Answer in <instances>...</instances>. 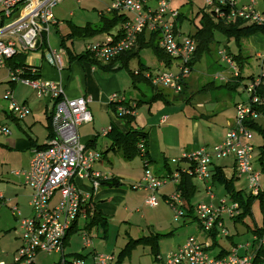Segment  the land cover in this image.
I'll return each mask as SVG.
<instances>
[{
    "label": "built area",
    "instance_id": "1",
    "mask_svg": "<svg viewBox=\"0 0 264 264\" xmlns=\"http://www.w3.org/2000/svg\"><path fill=\"white\" fill-rule=\"evenodd\" d=\"M63 0H0V70L7 69L6 60L17 53L40 52L39 58L56 69H63V57L48 45L49 27L56 24L52 9ZM80 1V0H75ZM170 0H155L154 6L148 0H115L111 2L108 11L126 12L131 20L125 25L122 36L114 40L112 36L93 41L85 46V50L101 61H107L119 56L135 46L137 37L143 31L157 35L159 48L176 61L172 71H161L152 77V85L162 87L175 95L186 91V82L191 72L189 64L195 51L196 43L188 35L175 32L178 13L169 8ZM244 1V3H242ZM208 6L214 8L220 17L228 20L241 19L247 23L264 24V16L255 9V0H208ZM43 47V49H42ZM223 62H226L232 76H236V67L228 58L225 51L219 52ZM8 70V69H7ZM20 71H10L11 82L21 81L31 87L38 99L47 100L52 106L50 114L53 136L46 142L45 148L32 152L28 169L23 172H14L22 175L24 183L31 192L30 207L32 215L21 219L17 228L20 246L16 250L13 263L34 264L33 258L38 253L59 255L56 264H85L86 257L82 255H66L64 252L65 237L71 226L84 218L81 207L90 201V195L81 191L78 184H89L93 191L109 180V175L94 169V165L101 159L100 153L87 148L80 140L77 129L81 125L91 122L88 110V101L84 97L68 99L64 97L63 88L56 84L40 79H31L19 76ZM35 73L34 70L30 72ZM264 76V75H263ZM225 81L223 77L219 78ZM264 82L256 80L245 88L248 97H252L251 104L237 103L234 107L235 118L232 127L226 132L224 139L211 149L200 148L194 152L183 153L181 157L191 162L193 180L208 184L211 180L212 164L214 161L234 159L235 172L238 177L245 178L248 194L257 197L262 189L261 174L252 166L254 149L250 144L251 130L244 126L246 120H256L260 115L255 110L259 97L254 88ZM7 101V110L14 117L24 119L30 110L23 104H18L7 91L4 95ZM126 102L123 98L112 96L110 102ZM132 109L119 107L118 111L134 115ZM253 108V109H251ZM167 116L161 118V123ZM111 128L103 131L107 135ZM9 130L0 126V135H8ZM140 153H144L142 144ZM176 184L179 176L173 174L171 178ZM157 178L148 169L139 184L140 189L147 195L144 204L149 208L157 207V192L165 183ZM209 198L213 195L210 187ZM58 201L51 204L55 194ZM175 216L180 215L179 205L181 196L175 193L169 200ZM167 202V203H168ZM13 211L17 212L16 209ZM197 220L205 233L214 228L227 236L219 219L223 216L235 219L240 215L237 203L222 200L218 206L211 203L200 204L196 207ZM263 239L257 240V246L263 244ZM83 248L89 250L91 242L85 241ZM247 249V247H245ZM247 251V250H246ZM255 251L239 255L230 250L225 256L212 257L208 253V245L199 243L194 237H189L176 251L169 253L162 264H253ZM91 254L92 264H112L113 256L97 253ZM86 255V256H87ZM0 264H4L0 262Z\"/></svg>",
    "mask_w": 264,
    "mask_h": 264
},
{
    "label": "rangeland",
    "instance_id": "2",
    "mask_svg": "<svg viewBox=\"0 0 264 264\" xmlns=\"http://www.w3.org/2000/svg\"><path fill=\"white\" fill-rule=\"evenodd\" d=\"M256 2L258 9L264 11V1L256 0ZM109 3V0H80L78 2L75 0H63L52 9L57 26L52 25L49 27V47L59 52L66 59L68 57L65 53L67 48L75 53L83 52L85 49L84 44L90 42V40L70 38L68 36L71 31L70 26L84 27L86 24H91L93 26L97 25L98 12L103 11ZM151 3H153V0H151ZM168 6L170 9L180 14V19L177 21L179 32L184 35H193L197 29L200 28L201 11L203 9H208V0H170ZM55 14L58 16H54ZM62 38L65 41L64 45L60 43ZM222 50L225 51V54L231 52L233 56H238L239 52H241L243 57H248L242 67V72L245 77L249 75L257 76L260 73L261 61L264 58L263 39L261 43H258L257 40L251 37L242 39L237 44L234 39L227 40L221 35L216 34L215 43L211 46V52L203 56L202 60L194 66L193 71L189 73L188 77L191 84L194 80V84L197 85L199 82H216V84L220 85L222 81L219 80V78L223 77L225 79V77L232 76L229 65L223 62L219 54ZM31 55H33L32 59L36 62L40 56V52H33ZM259 55L260 58H258ZM139 62L145 65L148 71L153 75L161 71H172L174 69V64L168 67L162 65L150 49L141 51L139 54ZM137 64V60L131 61L129 69L133 71L136 69ZM26 66L31 67V65ZM116 71L120 79L125 78L128 82L125 88L126 94L132 99L139 98L143 101L134 113V115L137 113V116L132 127H140L139 125H142V127H148L149 129V120L153 121L156 119L155 121L157 123L159 117L162 118L167 116L169 118L168 122H165L166 124L164 123V125L156 127L158 129L157 139L160 145L161 163L154 164V161L151 162L153 165L148 168L150 172H154L158 167H164L166 163L168 165L174 164V161L177 162L179 161L177 159L181 158L180 154L182 155L183 153H188V151H193V149H198L205 142L212 143L213 141H218L226 132L224 121L227 120L232 122L235 118L234 104L247 100V94L243 91L242 86L236 87L232 91H227L224 88L217 91L214 89L212 91L215 92L211 94L207 92H198L204 94L199 95L196 93L197 88L191 89L195 88V86L190 85L191 88L189 89L187 86L189 92L186 91L181 95H175L171 91L162 88L161 92L166 96V101L149 102L148 98H143L142 94H140L136 88H133L129 73L126 69ZM236 72H238V68ZM9 81H11V77L8 71L6 69L0 70V122L9 124L12 131H18L15 125H12L5 119L4 112L7 109V101H5L4 95L7 91H12V97L19 104H22V102L26 100V105L31 109L32 114L38 116L35 121H43L45 118L44 113L38 112L39 105H41L43 99H38L35 91L31 87L23 85L20 80L13 86L8 83ZM139 86H141L142 91H150L145 85ZM191 91L193 97H191ZM186 93H189L190 96H185ZM92 110L99 115L98 120L100 116L102 117V124L105 125L107 122L106 113H100L97 105H94ZM205 111L207 112L206 114ZM194 114L198 115V120L196 121L193 120ZM262 121L264 124V120ZM262 126L264 128V125ZM37 131L43 133L45 129L43 125L35 122L34 135L36 136ZM251 134L252 139L250 140V144L254 149L252 166L255 170L261 172L258 166L257 154L259 153L260 147L264 144V136L256 130H252ZM110 156L113 157L114 154H108L110 163L108 164V162L105 161L104 165L109 171L112 168V173L115 175L118 174L120 178L127 181L126 188H128L131 195L115 203L119 206V211L115 216L116 219L113 220L109 218L105 227L99 226L98 229L93 228L88 231L83 228L84 222L79 221V226L70 232L68 239L65 241L64 252L66 255L75 254L85 256L89 251V253L113 256L112 264H159V261H154L153 257L148 255V250L143 248L146 252L143 251L140 245L133 251L130 250V246L128 245L130 239L128 238L132 237V240H136L141 236L149 237V231L152 229L148 230L146 228V223L157 228L160 216L161 223L165 225L170 224L172 226L170 231L172 233L167 238L172 240L174 245L180 244L183 241L185 243L189 237H200L196 222L193 218L191 216L176 217L174 211L167 204L168 200L175 194L173 182L171 180H164L165 183L161 186V214H159L160 212L158 209H150L140 203L143 199V194L142 189L138 187L141 183L144 171H142L139 157H135L133 160L126 162L119 155H115L110 161ZM218 164L224 167L223 174L226 180H231L233 176H236L232 169L231 157L218 161ZM6 165H8L7 169L5 168ZM14 169L17 168L12 165L8 156L4 153H0V173L2 172L4 176L0 181L4 182L7 180L12 182L10 175L7 178L5 176L9 174L10 170ZM129 183L136 186V190H133ZM232 184L235 191H241V196L243 198L249 195L245 178L234 180ZM261 185L264 187L263 173L261 174ZM11 192L10 189H7V192H3L5 199L9 194L11 195ZM212 194L215 197L213 206H218L219 202L222 200L228 201L227 195L229 193L226 191L225 185L215 180L212 184ZM189 202V206L193 210L194 208L196 210V207L200 204H210L207 194L202 193L200 190L189 199ZM16 207L15 202L6 204V207L0 206V262L4 264L13 263L16 250L20 245L19 241L16 239L19 233L15 230V217L17 213L12 211V209ZM124 209H127L128 213L132 212V214H128L130 215L128 218L131 219L130 226L127 222H124L126 221L124 217L127 216V212H125ZM136 209H138L139 212H136ZM140 215L145 216L146 223L139 220ZM223 219V228L230 238L218 233L216 238L210 241L211 248L208 250L210 255H216L221 249L228 250L231 247V239L233 241V247L237 249L239 255H243L246 252L245 247L249 248L247 251L252 250L253 245L256 247L257 240L252 231L255 227H262V216L257 203L251 206V216H244L242 222H235L233 219H229L226 216H224ZM86 240L91 242V248L89 250L83 248V244ZM162 244H168V241H163ZM126 247L127 250H125ZM127 251L129 252L127 253ZM89 259L90 256L86 259L85 264H92ZM58 260L59 255H49L47 253H38L33 258L34 264H56Z\"/></svg>",
    "mask_w": 264,
    "mask_h": 264
},
{
    "label": "crops",
    "instance_id": "3",
    "mask_svg": "<svg viewBox=\"0 0 264 264\" xmlns=\"http://www.w3.org/2000/svg\"><path fill=\"white\" fill-rule=\"evenodd\" d=\"M110 3H111V1H110ZM110 3H109V5H110ZM154 3H155V0H153V3H151V0H148V4L150 6H154ZM109 5H107L103 11L98 12V19H99V16L101 15V12H105L106 9L109 7ZM52 15H53V13H52ZM54 16H58V15L55 14ZM54 20L56 21V19H54ZM55 25L57 26V23ZM263 37L264 36H262V35H255L252 37V39L257 40L258 43H261L262 39L264 40ZM89 40H90V42L85 43L84 47L86 46V44L92 43L94 40H97V39H89ZM31 54L32 53L27 54V57L25 59V63L27 65H34V66H37L40 68V72H39V76H40L39 79L40 80L51 82V83H56V84L60 85L63 88L64 97H66L68 99H75V98H79V97H84L87 99V101H88L87 107L89 108V112L91 114L92 120L90 123L85 124V125H81L80 127H78V129H77L78 136H79L81 142L85 146H87V144H91L90 147L87 146V148L94 150V151L101 154V159L98 163H96L94 165V169L99 171V172L108 174L110 179L111 178H117L118 180L123 182V185L118 187V188H111L107 185H102L95 191H93L91 185H89V184H78L77 187L81 191L86 192L90 195L91 203L94 205V207L96 209L100 210V212L107 218V221L109 220V218H112L113 220H115L116 219L115 216L117 215V213L119 211V206H117V204H115V203H117L118 200H122L123 198H128L131 194L129 193L128 188H126V182L127 181H125L123 178H120V176L118 174L115 175L114 173H112V168L109 171V169H107L106 166L104 165L105 161L108 162V164L110 163L109 157H108L109 153H113L114 156L119 155L122 159H123V156H122L120 151H117L116 149L113 150L111 148L112 147V140H111L109 134H107L106 136L103 135V131H105L109 127L110 128H112V127L116 128L122 134H125L129 131L127 123L124 120L117 118L111 112V110L109 108V101H110V98L112 96H117L118 98L122 97L123 100H125V101L136 100V99H132L131 97H129L125 92V88L127 87L128 82L126 81L125 78L120 79L119 74L116 73L117 71L106 72V71L101 70L98 67H94V66L90 65L87 62L70 61L68 58L66 59L61 55L63 57L64 68L63 69H56V68L48 65L44 60H42L40 58H38V60L35 62L32 59L33 55H31ZM77 54H79V53H77ZM258 58H260V55L258 56ZM218 76H220V75H218ZM226 79H225V81H222L221 82L222 84H220V85H218V84H216V82H214L215 83L214 87L224 86L227 83ZM8 83L11 86H13L16 82L9 81ZM209 83H211V82H205V83L199 82L197 85V84H194V80H193V82L191 84L189 81V77H188L187 82H186V91L189 92V90H187V86L189 89V88H191L190 87V85H191V86H195V88H191V89L197 88V90H196L197 94L204 95V94H200L203 92H200V93H198V92L201 90V88L204 85L209 84ZM137 90L140 94H142L143 98H146V99L148 98V100H149L152 96V93L149 90L142 91L141 87L138 88ZM217 90H219V89H216L215 91H217ZM215 91H211L208 94L214 93ZM9 92H11V94H12V91H9ZM191 93H192V91L190 92V94ZM188 95H189V93L185 94V96H188ZM191 97H193V93L191 94ZM185 98H187V97H185ZM137 100H138V98H137ZM26 103H27L26 100H24L22 102L23 105L28 107L26 105ZM50 105L51 104L49 101L43 100L41 105H39L40 107L38 106L39 107L38 112L44 113V115H45V118L43 121H41V120L35 121L36 117H38V116L32 114V111L29 107H28V109L30 110V114L24 119H18V118L16 119V117H14L6 109V111L4 112L5 119H7L9 121V123H11L12 125H15V127H16V129H18V131L17 130L12 131L10 129L11 126L9 124H6L4 122L3 123L0 122V126H3L4 128H7L9 130L8 135H0V151H3L0 153L6 154L9 158V161L12 162V165L17 168L14 170H10L9 174H6V176H5L7 178L10 175L12 182H9L7 180L4 182L0 181V206L6 207V204H10L11 202H15V205L17 207L13 208V209H16V211H17L16 217H15V222H16L15 230L16 231H17L20 220L24 219V218H29L32 215V210L30 207L31 192H30L29 188L24 183V177L21 174L15 175L14 172L15 171L16 172H23V171L28 169L29 162L32 158V152L34 150V148L31 147L30 139L32 141H34L37 145H44L49 140L47 130H46V119H47V117H49L50 110L52 109L51 108L52 106H50ZM94 105L98 106L100 113H104V112L106 113L107 122L105 125L102 124V117L100 116V119L98 120L99 115L97 113H95V111L92 110V107ZM136 110H135V112H136ZM206 113L207 112L205 111V114ZM136 114H135V120H136V116H137ZM193 117H194L193 118L194 121L198 120L197 114H194ZM13 118L15 120H13ZM155 120L156 119H154L153 121L149 120V122H148V124L150 125L149 129H148V127H142V125H139L140 127L136 126L137 128L134 127L137 130H143L144 132L147 133V136H148L147 142H149L148 160H150V162L154 161V164L155 163H161L160 145H159L158 139H157L158 129L156 127L164 125L165 122L167 123L169 118L167 117V120L164 123H161V117H159L157 123ZM233 121L232 122L227 121V120L224 121L226 132L228 131V128L232 125ZM35 122L43 125L45 132L40 133L37 131V136L34 135L35 134L34 133ZM20 123H22V124H20ZM262 125H264L263 121H262ZM226 132L220 137V139L218 141H213L212 143L205 142L200 148L211 149L214 145L220 143L224 139ZM200 148H198V149H200ZM198 149H193V151H188V153L194 152ZM180 156H181V154H180ZM113 157L110 156V161L112 160ZM230 157L232 158V169H233L234 174L236 175L235 177L233 176V181H234V180L239 179L240 177H238L236 172H235L234 159L232 156H230ZM230 157H228V158H230ZM139 159L141 160L140 157H139ZM179 159H177V160H179ZM123 160L126 161L125 159H123ZM144 163H145V161L141 160L142 171H144L143 170L144 169L143 168ZM177 164L179 166H182V167L185 165L183 168H186V164L181 163V162L180 163L178 162L176 164H171V165H168L166 163V165H167L166 168L158 167V169H156L152 173L153 174H159V175L163 176V175H166L164 172L167 171L168 169H169V171H171L173 173ZM152 165L153 164L149 163L148 168H150ZM110 167H111V164H110ZM5 168L7 169L8 165H6ZM216 168H219L221 170V173L223 174L224 167L220 166L218 164V161H214L212 164L213 173L216 172L215 171ZM212 174H211V176H212ZM3 177L4 176L1 172L0 173V179ZM213 182H214V180L212 178H211L210 182H208V184H206V185L203 183H199L195 180H192V185L194 187L193 196L195 193H197L200 190L202 193L207 194V196L209 197L208 190L206 189V187L209 186L210 191L212 193ZM129 184L133 188V190H136V186H134L131 183H129ZM173 186H174V190H175L176 186L174 184H173ZM7 189H10L12 192H11V195L9 194L7 196V198L5 199V197L3 196V192H7ZM161 192H162V190L160 188L157 192V207L154 208V209H158V211L160 212L159 214H161V200H160L161 199ZM142 194H143V196H142L143 199L140 201V203H141V205L142 204L145 205L144 199H145L147 193L144 190H142ZM58 198H59V195L56 193L54 195V197L52 198L51 204L52 205L55 204L58 201ZM163 198H165V197H163ZM209 200H210V203L212 205H214L213 204V201L215 200L214 195H213V199L211 200L209 198ZM189 203H190L189 201H186V202L182 201L180 203V205L178 207H179V210L181 213L178 217H180V216L181 217L182 216H186V217L191 216L193 218V220L196 222V225L198 228V233L200 234V237H195L194 235L193 236L199 243L207 244L208 250H209L211 248L210 241H213L214 238H216V236L218 235L217 232L219 233V229L214 228L211 232L205 233L202 230V228H201V226L197 220L195 208H194V210L191 209L189 206ZM13 209H12V211H13ZM150 209H152V208H150ZM124 211L127 212V216L124 217V219H126V221H124V222H127V224L130 226L131 225V219L128 218V217H130V215H128V214H132V212L128 213L127 209H124ZM136 212H139V210L136 209ZM223 218H224V216L221 217L219 219V221H221L222 225L224 226V224H223L224 219ZM139 220L144 221L146 223V219H145L144 215H140ZM79 221L84 222V218L78 219V221L76 222L77 226H79ZM128 222H130V223H128ZM84 224H85V222H84ZM83 228H84V226H83ZM146 228L148 230L152 229L151 231H149L150 235L152 234V235H158L159 236V239H158L159 241H158L157 250H156V256L154 257V256L149 255L150 254L149 250L145 246H142V250L145 251V249H143V248H146L148 250L147 251L148 255L153 257L154 261H159L158 262L159 264H161V262L165 259V257L169 253L176 251L180 246H182L184 244V241H183L180 244L174 245L172 240L167 238L172 233V232H170L172 226L170 224L165 225L164 223H161V216L159 217V222L157 224V228L153 227V225H149L148 223H146ZM141 237H143V236H141ZM141 237H139V238H141ZM226 237L230 238L228 235ZM139 238H137V239H139ZM16 239L19 241V244H20L19 235L17 236ZM128 239L132 240L133 238L129 237ZM163 241H168V244H162ZM232 242L233 241L231 239V241H230L231 247L226 251L229 252L230 250H235L237 252V249L235 247H233L234 245ZM248 249L249 248L247 247V249H245V250H248ZM221 250H223V249H221ZM252 250L255 251V253H256V251H259V250L264 251V242L260 247H258L257 245H256V247H254V245H253ZM252 250H249V252L253 253ZM219 252L216 255H211V256L218 258ZM247 252L248 251H246L243 255H245ZM222 253H224V252H222ZM226 253H224V254H226ZM70 255H75V254H70ZM89 256H90L89 261H91V263H92L91 254H88L87 256L85 255L83 257L84 258L86 257V259H87V258H89Z\"/></svg>",
    "mask_w": 264,
    "mask_h": 264
},
{
    "label": "trees",
    "instance_id": "4",
    "mask_svg": "<svg viewBox=\"0 0 264 264\" xmlns=\"http://www.w3.org/2000/svg\"><path fill=\"white\" fill-rule=\"evenodd\" d=\"M111 2L115 0H110ZM264 1V0H263ZM256 2V0H255ZM244 3V1L242 2ZM111 4V3H110ZM110 6V5H109ZM109 8V7H108ZM108 8L105 12H101V15L98 19L97 25L86 24L84 27H77L71 25V31L68 36L72 39H103L106 36H112L114 40H118L119 37L122 36L124 31L125 25L128 21L131 20V17L122 11H108ZM208 9H203L201 11V18H200V28L193 35H188L192 38L195 43V51L192 55L191 62L189 64L190 70L193 71L194 66L199 63L203 56L209 54L211 52V46L215 43V35H221L223 38L227 40L234 39L238 44L242 39H248L255 35H262L264 36V24L259 26L255 23H247L241 19H234L228 20L226 17H220V15L216 12L214 8L211 6H207ZM255 9L258 13L264 16V11L258 9L257 2ZM180 19V14L177 16L176 22ZM175 32H179L178 25L175 26ZM180 34H183L179 32ZM99 38V39H98ZM94 40V41H97ZM60 43L64 45L65 41L62 38ZM43 49V47H42ZM152 50L153 54L159 60L160 63L164 66H170L171 64H176V61L169 57L166 53H164L158 46V38L156 34L143 31L137 37V41L134 47L130 50H127L121 53L119 56L107 60L101 61L94 57L91 53L84 50L83 52L77 54L72 52L69 48L66 49L65 53L68 55V59L70 61H79V62H87L94 67H98L103 71L112 72L120 69H126L129 73L130 80L132 82L133 88H140L139 85H145L146 88H149L152 96L149 99V102H156V101H166V96L162 94L161 90L162 87H156L152 85V77L155 76L148 71V68L139 62V54L143 50ZM228 58L234 63L236 70L238 68V72L236 76L228 77L226 80V84L220 87H214V82L204 85L199 92L209 93L212 90L222 89L224 88L227 91H232L236 87L242 86L243 91L245 92V88L251 82H255L256 80H260V82H264V58L261 61V70L257 76L249 75L247 77L244 76L242 72V67L245 64L248 57H243L241 52H239L238 56H233L231 52L227 54ZM27 57V53H17L12 58L6 60L7 69L10 71H17L19 70V76L31 79H39V72L40 68L34 65L31 67L26 66L25 59ZM137 60L138 64L136 69L131 71L129 69V64L131 61ZM35 73L31 74L30 72L33 71ZM144 87V86H143ZM145 88V87H144ZM255 94L259 97V103L256 105L255 110L260 115L259 118L256 120H246L244 122V126L249 130H256L263 134L264 136V128L262 126V120H264V86L261 84L257 85L254 88ZM253 97V96H252ZM252 97L247 96V100L243 103L251 104ZM143 102L138 98V100L126 101L119 103L117 101L110 102L109 108L111 112L119 119L125 120L129 126V131L125 134H122L116 128H111V131L108 133L111 140H112V149H116L120 151L123 159L126 161H131L135 157H140L141 160H144L145 163L143 164V168L148 169L150 160H148V142H147V133L143 130H137L132 127V124L135 120V115L132 114H125L118 111L119 107H124V109H132V104L135 106L134 111L137 107L142 104ZM237 104V103H236ZM235 104V105H236ZM235 107V106H234ZM253 109V108H251ZM52 111L50 110V114ZM17 119V118H16ZM13 120H15L13 118ZM232 125L228 128L230 129ZM46 130L48 134V139L53 136L52 126H51V117H47L46 119ZM31 147L36 150L44 149L46 146L44 145H37L34 141L30 139ZM142 144L144 149V153H140L139 145ZM91 144H87L90 147ZM101 155V154H100ZM258 156V166L261 169L260 174H264V144L260 147ZM179 163L186 164V168L182 166L175 167L173 173L169 171H165L166 175H159L154 174L157 178L160 179H167L171 178L173 174H177L179 179L176 184L174 193H177L181 196L182 201L186 202L193 196L194 187L192 185V165L191 162L181 157L178 161ZM178 162H173L174 164ZM167 165L164 164V168ZM216 172L213 173L211 178L217 181L220 184L225 185L226 191L229 193L227 195V200L229 202H235L238 204L240 209V215L233 219L235 222H242L243 217L246 215L251 216V206L254 203H257L258 209L262 216V227L261 228H254L252 231L253 235L256 237V240L263 239L264 237V187L262 186L261 192L257 197H252L248 195L246 198L241 196V191H235L233 188V178L231 180H226L224 175L221 173L219 168L215 169ZM102 185H107L111 188H118L123 185V182L118 180L117 178H111L105 181ZM170 206V203H167ZM81 215H84V228L85 230H91L93 228L98 229V227H105L107 224V218L100 212V210L96 209L91 201L86 202L81 207L80 211ZM76 222L71 226L70 230L68 231L65 241L68 239L70 232L76 229ZM218 234V232H217ZM159 236L158 235H150L149 237L143 236L136 240H130L129 246L130 250H133L137 246H145L149 250V255L156 256L157 244ZM257 242V241H256ZM127 250V247L126 249ZM129 250V251H130ZM127 251V253L129 252ZM228 253L226 250H221L219 252L218 257L225 256ZM224 254V255H223ZM79 256V255H78ZM253 264H264V251L259 250L254 253Z\"/></svg>",
    "mask_w": 264,
    "mask_h": 264
}]
</instances>
